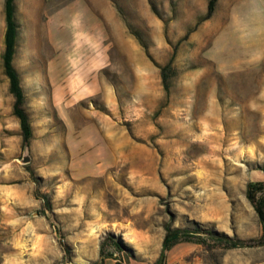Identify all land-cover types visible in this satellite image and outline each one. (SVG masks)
Returning <instances> with one entry per match:
<instances>
[{"label": "rangeland", "instance_id": "1", "mask_svg": "<svg viewBox=\"0 0 264 264\" xmlns=\"http://www.w3.org/2000/svg\"><path fill=\"white\" fill-rule=\"evenodd\" d=\"M207 1L14 0L23 165L0 0V264L74 262L87 233L138 264L167 226L261 237L246 186L264 182V0L203 20ZM162 264H264V245L181 242Z\"/></svg>", "mask_w": 264, "mask_h": 264}, {"label": "trees", "instance_id": "2", "mask_svg": "<svg viewBox=\"0 0 264 264\" xmlns=\"http://www.w3.org/2000/svg\"><path fill=\"white\" fill-rule=\"evenodd\" d=\"M14 0H4V34H3V52L1 56L2 69L8 80V91L13 97L12 114L16 117L19 124L20 136L23 145H29L32 138V128L26 114L24 105V93L20 86L18 74L13 66V56L15 50V42L17 37L16 23L14 21ZM218 0H208L206 5V13L203 20L209 19L215 9ZM169 66L159 67L160 75L164 88L167 89V70ZM28 166H26L27 168ZM32 176L33 174L30 173ZM246 198L253 205L257 217L262 226V235L257 240L242 241L227 236L221 232H217L210 228H201L199 224L195 227H175L165 228V234L161 242V250L155 264H162L165 260L166 253L176 244L181 242H194L196 244H217L227 248H248L264 245V182H249L246 186ZM46 206L49 207L47 199L43 198ZM107 247H111L114 251L121 250L120 241L103 238L100 242V257H112L113 252H108ZM117 264H122L120 260Z\"/></svg>", "mask_w": 264, "mask_h": 264}, {"label": "crops", "instance_id": "3", "mask_svg": "<svg viewBox=\"0 0 264 264\" xmlns=\"http://www.w3.org/2000/svg\"><path fill=\"white\" fill-rule=\"evenodd\" d=\"M93 237L94 236H92L90 233H87L85 236L76 238L77 240L80 241L77 245H78V248L80 249L81 254H79V256L77 257H74V259L72 260L74 262H79V260L82 261L83 258H87L91 262L99 260L101 264H117L119 260L114 257L115 254H113L112 257H103V258L100 257L99 247H100L101 241ZM89 261H84V264H92ZM121 263L122 264H138L137 262H134V261H127V262L124 261Z\"/></svg>", "mask_w": 264, "mask_h": 264}, {"label": "water", "instance_id": "4", "mask_svg": "<svg viewBox=\"0 0 264 264\" xmlns=\"http://www.w3.org/2000/svg\"><path fill=\"white\" fill-rule=\"evenodd\" d=\"M20 162L23 165H26L30 162V157L28 155V145H23Z\"/></svg>", "mask_w": 264, "mask_h": 264}, {"label": "built area", "instance_id": "5", "mask_svg": "<svg viewBox=\"0 0 264 264\" xmlns=\"http://www.w3.org/2000/svg\"><path fill=\"white\" fill-rule=\"evenodd\" d=\"M58 264H84V261H79V262H68V263H58Z\"/></svg>", "mask_w": 264, "mask_h": 264}]
</instances>
